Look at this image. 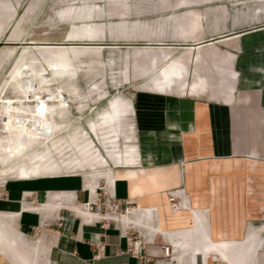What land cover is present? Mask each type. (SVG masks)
<instances>
[{
	"label": "crops",
	"instance_id": "crops-1",
	"mask_svg": "<svg viewBox=\"0 0 264 264\" xmlns=\"http://www.w3.org/2000/svg\"><path fill=\"white\" fill-rule=\"evenodd\" d=\"M10 15L0 49L47 47L39 51L54 66H39V85L54 74L59 86L40 92L41 113L72 120L23 134L43 144L42 172L13 177L0 165V264H264V23L197 39L31 44L7 40L27 37L26 18L14 27ZM77 46L134 55L129 70L85 76L103 82H78L85 102L65 107L61 84L76 76L57 66L56 48H71L73 63ZM62 141L73 144L68 164L57 161L61 152L46 155ZM104 196L117 214L85 212ZM135 241L147 263L128 252Z\"/></svg>",
	"mask_w": 264,
	"mask_h": 264
},
{
	"label": "rangeland",
	"instance_id": "rangeland-1",
	"mask_svg": "<svg viewBox=\"0 0 264 264\" xmlns=\"http://www.w3.org/2000/svg\"><path fill=\"white\" fill-rule=\"evenodd\" d=\"M10 13L12 15L8 20L15 19L12 23L14 27L22 18H26L23 22L27 24V37L11 36L7 39L9 41L39 44L36 40L67 39L71 42L111 40L124 43L121 40L128 38L135 41L126 42H138L139 39L169 40L178 36L197 39L220 34L227 27L247 29L264 23V0H0V22ZM2 27L0 34L4 37L7 29ZM23 32L26 33L22 28L19 33ZM41 48L47 47L25 45L3 46L0 49V67L9 62L0 77V93H4L0 95V165L3 170L9 168L13 177L21 165L38 168L41 172L43 170V149H40L43 144L38 141L28 143L24 133L36 136L42 134L43 123L51 125L52 122L72 120L69 114L54 110L47 111L45 115L41 113L38 104L40 92L59 86L58 79L53 78L54 74L50 79L51 84L46 82V86L39 85V66L45 63L46 73L52 71L54 66V58L51 61L44 59L39 51ZM76 48V61L73 63H69L65 57V53L72 54L71 48H56L63 50L57 66L62 71L72 70L76 76L72 81L61 84L62 96L67 95L73 107L75 103L85 102L79 94L78 82L84 87H93L90 86L92 82H103L102 79H88L85 76L103 70L114 74L123 68L129 70L128 57L134 55V51H124L121 47L107 49L104 55L95 46ZM149 57L145 55V58ZM6 75L8 78H5ZM113 82L118 86L116 80ZM106 98L102 97L97 102L108 101ZM62 101L64 104L67 102ZM11 137L14 141L21 139L26 145L25 160L15 168L9 166L13 154ZM72 146L63 141L49 144L46 155L61 152L58 156L61 158L57 161L68 164L73 159V153L69 152ZM3 179L1 177L0 182Z\"/></svg>",
	"mask_w": 264,
	"mask_h": 264
},
{
	"label": "built area",
	"instance_id": "built-area-1",
	"mask_svg": "<svg viewBox=\"0 0 264 264\" xmlns=\"http://www.w3.org/2000/svg\"><path fill=\"white\" fill-rule=\"evenodd\" d=\"M67 98V99H66ZM62 99L66 100V107L71 106V101L68 99L67 95H63ZM178 198L177 195H173L170 197V202H174ZM173 206L176 208L175 204ZM84 210L85 212L89 214H96L97 216H100L101 219H107L112 215L117 214V211L119 210V205L114 203L111 198L104 196V198H96L93 202L85 203L84 204ZM130 240V239H129ZM104 250V246L102 244H98L96 247L97 256L101 257V252ZM165 256L167 258L172 259L171 253L174 251L172 249V245L164 246L163 247ZM132 254L133 257L137 258L138 260H143L144 263H147L148 260H146L141 255V243L138 241H135L132 245V248L128 250Z\"/></svg>",
	"mask_w": 264,
	"mask_h": 264
},
{
	"label": "bare ground",
	"instance_id": "bare-ground-1",
	"mask_svg": "<svg viewBox=\"0 0 264 264\" xmlns=\"http://www.w3.org/2000/svg\"><path fill=\"white\" fill-rule=\"evenodd\" d=\"M46 49H48V48H46ZM111 119H113L112 116H111ZM10 139H11V146H12V151H13L12 153L13 154L10 157L11 159H9L10 160L9 166L11 168H13V167L15 168V167L19 166L22 161L25 160L26 145H25L24 141H22L21 139H18V141H14L12 137ZM36 170L37 169H35L31 166H28V165L22 166L21 165V167L17 169V174L22 176V177L29 178V176L31 177L32 175H37Z\"/></svg>",
	"mask_w": 264,
	"mask_h": 264
}]
</instances>
